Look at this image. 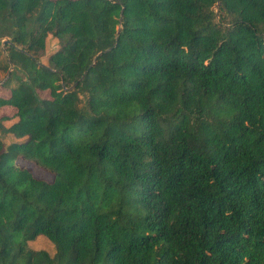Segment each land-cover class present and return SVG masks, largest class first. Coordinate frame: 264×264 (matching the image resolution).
Wrapping results in <instances>:
<instances>
[{
	"label": "trees",
	"instance_id": "16d2710c",
	"mask_svg": "<svg viewBox=\"0 0 264 264\" xmlns=\"http://www.w3.org/2000/svg\"><path fill=\"white\" fill-rule=\"evenodd\" d=\"M0 71V264H264V0H0Z\"/></svg>",
	"mask_w": 264,
	"mask_h": 264
},
{
	"label": "rangeland",
	"instance_id": "374dc122",
	"mask_svg": "<svg viewBox=\"0 0 264 264\" xmlns=\"http://www.w3.org/2000/svg\"><path fill=\"white\" fill-rule=\"evenodd\" d=\"M59 46L58 40L57 38L53 37L52 35H48L46 38V46H45V51L44 53H42V55L40 56V61L42 63H47V57L48 55L55 51ZM3 53L5 54V50L3 49ZM10 69V66H9ZM5 77V73L3 71H0V85L2 83V81L4 80ZM9 94V90L4 89L0 86V96L2 97H7V95ZM39 95L41 97H46L49 95L47 90L44 91H39ZM14 113V109L11 106H4L3 108L0 109V117L2 115H9L11 116ZM16 118L15 117H10V119H8L7 121L4 122L5 125H9L11 124V122H13ZM0 139L5 143H9L11 140V137L8 135H0ZM34 175L38 176V177H44L47 179H50V175L43 172L42 170H40L39 168L33 167L32 168ZM29 246L33 249H44L46 251H48L50 254H53L55 251L54 245L47 240L45 237L43 236H38L36 239L29 241L28 242Z\"/></svg>",
	"mask_w": 264,
	"mask_h": 264
},
{
	"label": "water",
	"instance_id": "95a60500",
	"mask_svg": "<svg viewBox=\"0 0 264 264\" xmlns=\"http://www.w3.org/2000/svg\"><path fill=\"white\" fill-rule=\"evenodd\" d=\"M4 42H5V40H4ZM11 68H12V65L10 64V70H11ZM82 77H83V76H81L80 79H82ZM75 85H76V83L72 84V85L68 88V90L73 89V88L75 87Z\"/></svg>",
	"mask_w": 264,
	"mask_h": 264
}]
</instances>
